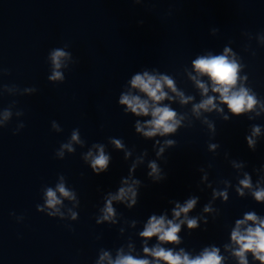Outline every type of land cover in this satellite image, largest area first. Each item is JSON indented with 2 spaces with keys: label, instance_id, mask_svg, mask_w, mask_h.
<instances>
[{
  "label": "water",
  "instance_id": "water-1",
  "mask_svg": "<svg viewBox=\"0 0 264 264\" xmlns=\"http://www.w3.org/2000/svg\"><path fill=\"white\" fill-rule=\"evenodd\" d=\"M141 19L144 23L138 24ZM211 27H218L219 32L211 35ZM245 29L253 33L264 29V0H143L141 4L133 0H0V67L10 70L0 74V85L38 89L32 95H0V109L16 100V107L24 110L19 119L25 123L17 134L12 132L15 116L0 128V264H92L100 247H117L128 235L135 239L133 229L121 236L119 225H97L94 219L102 203L97 186L114 190L127 174L129 162L109 146L111 167L97 176L80 153L94 141L107 143L109 136H122L129 147L135 146L137 152L147 148L153 156L152 142L134 132V117L123 114L116 102L121 85L142 66L179 74L196 53L205 48L219 50L233 41L232 46L245 56L254 88L264 95V48L252 40L257 55L244 53L247 41L241 31ZM63 43L69 44L78 63L70 66L63 83L54 85L47 79L45 57L50 48ZM177 79L181 87L193 91L182 75ZM53 119L63 132L51 129ZM253 122L264 123V117L257 121L217 119L218 156L206 150L208 136L199 122L180 129L177 145L165 153L166 162L161 161L167 179L153 184L144 166L139 167L136 175L145 185L139 203L130 210L117 205L118 210L124 218L143 220L152 211L170 207L169 199L182 200L190 192L200 195L202 205L211 190L201 192L197 187L198 167L211 162V180H234V170L223 157L225 150L247 161L249 171L264 163V142L253 152L244 140ZM75 127L87 141L85 148L77 146L74 154L54 158V150ZM57 173H63L80 195V215L71 222L72 230L66 227L68 222L36 210L42 202V186L54 184ZM216 205L221 215L214 222L210 218L206 231L185 232V246L222 243L228 225L242 211L254 208L264 213V204L238 197L234 191L227 203L217 200ZM10 212L23 214L24 220L17 223Z\"/></svg>",
  "mask_w": 264,
  "mask_h": 264
},
{
  "label": "clouds",
  "instance_id": "clouds-1",
  "mask_svg": "<svg viewBox=\"0 0 264 264\" xmlns=\"http://www.w3.org/2000/svg\"><path fill=\"white\" fill-rule=\"evenodd\" d=\"M142 2L133 0L135 4ZM168 15H171V9ZM137 23L143 24L144 21L141 19ZM209 32L216 35L219 28L211 27ZM241 36L247 41L242 47L244 53L252 57L257 55L256 48L251 45L252 40L256 41L257 47L264 48V29L255 33L245 29ZM232 44L233 41H229L219 50L203 49L183 66L179 74L161 71L156 66H142L121 85L116 102L123 114L134 117V132L152 142L153 156H149L147 148L137 152L135 146L129 147L122 136H109L107 143L94 141L87 145L79 127L73 128L54 150V158L62 160L67 154H74L77 146L83 149L87 145L80 158L97 176L107 173L111 167L109 146L122 152L123 160L129 162L127 174L120 177L114 190L105 191L97 186V191L102 193V203L97 206L94 219L97 225H119L121 236L133 229L136 238L128 235L117 247H100L92 264H264V213L254 208L242 211L233 219L222 243L213 241L199 248H189L184 244L185 232L190 235L196 230L206 231L210 218L214 222L221 215L216 201L227 203L231 191L238 197H250L256 203L264 204V163L249 171L247 161L234 158L225 150L223 157L234 170V180H211L208 170L213 167L211 162L207 167H198L197 187L201 192L211 190L210 198L202 205L200 195L190 192L182 200L169 199L170 207L152 211L143 220L124 218L117 208V205H122L130 210L139 203L141 189L145 186L136 175L139 167L144 166L145 175L153 184L167 179L168 172L161 161L166 162L165 153L177 145L175 137L180 129L192 128L199 122L208 136L206 150L218 156L221 144L215 139L217 119L230 121L234 117H245L248 121H257L264 117V95L254 88L245 56ZM45 60L48 64L47 79L54 85L63 83L70 66L78 63L68 43L50 48ZM9 72L8 68L0 67V74ZM177 75H182L191 84L192 92L181 87ZM37 91L35 85L23 88L14 83L0 85V95L6 92L11 96H23ZM16 105L17 101L12 100L7 107L0 109V128L7 127L14 116L17 118L13 134L25 127L24 121L19 119L24 110ZM51 129L63 132L55 119L51 121ZM244 140L249 150L256 151L257 146L264 142V123H250ZM41 201L36 204L38 212L68 222L66 227L72 230L71 222L79 219L81 200L77 189L69 184L63 173H57L54 184L42 186ZM198 207L199 211H196ZM9 215L15 217L17 223L24 220L23 214L10 212Z\"/></svg>",
  "mask_w": 264,
  "mask_h": 264
}]
</instances>
